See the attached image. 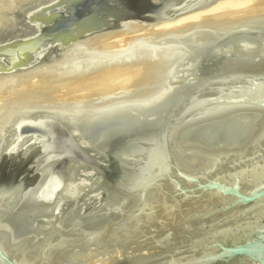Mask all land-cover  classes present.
<instances>
[{
	"label": "water",
	"instance_id": "95a60500",
	"mask_svg": "<svg viewBox=\"0 0 264 264\" xmlns=\"http://www.w3.org/2000/svg\"><path fill=\"white\" fill-rule=\"evenodd\" d=\"M215 1L6 0L0 74ZM252 15L167 44L176 81L0 114V132L42 119L71 151L56 183L0 186V264H264V8Z\"/></svg>",
	"mask_w": 264,
	"mask_h": 264
},
{
	"label": "bare ground",
	"instance_id": "6f19581e",
	"mask_svg": "<svg viewBox=\"0 0 264 264\" xmlns=\"http://www.w3.org/2000/svg\"><path fill=\"white\" fill-rule=\"evenodd\" d=\"M8 1L9 7L13 8L15 0ZM5 2L0 0V5ZM249 2L252 0H216L203 9L169 20L152 23L132 20V26L98 32L81 42V48L74 44L64 45L45 63L23 71L0 74V114L25 105L73 107V102H70L73 100L65 102L60 97L61 88L69 93L93 88L95 94L105 87L104 93L102 91L105 97L115 93H112L115 89L106 92L108 86L116 90L127 88L124 93L164 84V75L166 81H176L169 72L176 49H167V44L189 41V47L192 46L197 33L223 30L224 24L236 22L238 19L233 21L229 16L231 10ZM236 14L245 15L240 11ZM87 93L90 96L92 92ZM88 95H84L88 98L83 96L81 99H101Z\"/></svg>",
	"mask_w": 264,
	"mask_h": 264
},
{
	"label": "flooded vegetation",
	"instance_id": "af4514ba",
	"mask_svg": "<svg viewBox=\"0 0 264 264\" xmlns=\"http://www.w3.org/2000/svg\"><path fill=\"white\" fill-rule=\"evenodd\" d=\"M25 124L13 121L0 132L2 187L22 183L27 188H40L49 181L46 179L47 174L51 182L54 180L56 183L58 171L69 154L70 148L55 125L42 119H33L32 124L37 126L39 134L32 135L23 132Z\"/></svg>",
	"mask_w": 264,
	"mask_h": 264
},
{
	"label": "rangeland",
	"instance_id": "374dc122",
	"mask_svg": "<svg viewBox=\"0 0 264 264\" xmlns=\"http://www.w3.org/2000/svg\"><path fill=\"white\" fill-rule=\"evenodd\" d=\"M258 8H264V1H263V0H252V2H249L246 6H241V7L237 8V9L231 10V13L229 14V16H230V17H233L231 14H235V13H237L238 11L243 12L244 14L250 13V14H253V15H254V14H256V11H257ZM253 15H252V16H253ZM115 28H117V27H114L113 29H115ZM57 52H58V50H55V51L51 52V53L47 56V59H48V58H51V57H50L51 55H56ZM45 62H46V61H45ZM45 62H44V63H45ZM108 87H109V86H108ZM108 87H106V88H107V89H106V90H107L106 92H108V91H110V90L112 91V89H115V90L112 91V93L115 92L114 94H118V93H120V92L122 93L123 90H125V91L127 90V88H125V89H123V88H120V89H119V88H118V89L116 90L115 87H112V88H111V87L108 88ZM61 89H63V91L60 90V94H59L60 97L62 96L61 98H62L63 101H65V102H66V101L69 102L68 100H70V99L73 100V101H75V100H77V99H79V101L82 100L81 97L83 98L84 95H88L87 92H90V91L93 93V95H92V93H90V96L88 95L89 97L93 96V98L96 97V99H100V98L102 99V98L104 97V95H103L104 91H103V90H105V87H104L103 89H101V90L103 91V93H102V91H99V90L97 89V91H99L100 93H102L101 96H99V95H100L99 92H98V93L95 92V94H94L93 88H92L91 90L88 89V90H85V91H84L85 88H82V89L79 90V92L77 91V92H74V93H69V92H67V90L64 89V88H61ZM89 90H90V91H89ZM94 90H96V89H94ZM64 91H66V92H64ZM81 91H84V92H81ZM86 91H87V92H86ZM62 92H63L64 94H63ZM106 92H105V93H106ZM75 93H76V94H75ZM77 93H78L79 95H78ZM84 93H85V94H84ZM96 93H97V94H96ZM112 93H110V94H112ZM61 94H63V95H61ZM82 94H84V95H82ZM76 95H77V97H76ZM81 95H82V96H81ZM94 95H95V96H94ZM96 95H97L99 98H98ZM105 96H106V95H105ZM60 97H58V98H60ZM78 97H79V98H78ZM61 98H60V100H61ZM73 98H74L75 100H74ZM84 98H88V97H85V96H84ZM62 100H61V101H62ZM73 101H70V102H73ZM77 101H78V100H77Z\"/></svg>",
	"mask_w": 264,
	"mask_h": 264
}]
</instances>
